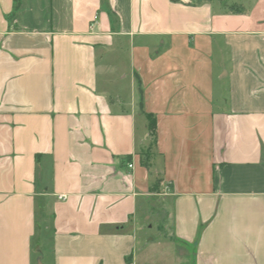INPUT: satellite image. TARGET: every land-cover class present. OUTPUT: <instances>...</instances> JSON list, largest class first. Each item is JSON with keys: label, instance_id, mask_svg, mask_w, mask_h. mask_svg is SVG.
Wrapping results in <instances>:
<instances>
[{"label": "crops", "instance_id": "0c3cea01", "mask_svg": "<svg viewBox=\"0 0 264 264\" xmlns=\"http://www.w3.org/2000/svg\"><path fill=\"white\" fill-rule=\"evenodd\" d=\"M37 258L264 264V0H0V264Z\"/></svg>", "mask_w": 264, "mask_h": 264}, {"label": "trees", "instance_id": "16d2710c", "mask_svg": "<svg viewBox=\"0 0 264 264\" xmlns=\"http://www.w3.org/2000/svg\"><path fill=\"white\" fill-rule=\"evenodd\" d=\"M148 119L147 129H148V135L150 136L151 140H154L155 138V119L151 114H146ZM150 156V155H149ZM141 163L145 166H148V160H142ZM157 189V185L155 182L151 184L149 187L150 191H155Z\"/></svg>", "mask_w": 264, "mask_h": 264}, {"label": "rangeland", "instance_id": "374dc122", "mask_svg": "<svg viewBox=\"0 0 264 264\" xmlns=\"http://www.w3.org/2000/svg\"><path fill=\"white\" fill-rule=\"evenodd\" d=\"M149 149L148 148H146V149H142L141 151H140V157H141V159L142 160H148L149 159ZM155 184L156 185H158L159 184V180L157 179L156 181H155ZM158 190V186H157V189L155 190V191H157ZM149 221V220H148ZM144 223V222H143ZM147 224H150V222H146ZM147 232H148V237H153V236H155L156 234V232H155V228L154 227H152V228H150V229H145ZM141 238H140V240H142V238H143V234H141ZM152 244V243H151ZM155 244V243H154ZM170 258V256L168 255V259Z\"/></svg>", "mask_w": 264, "mask_h": 264}, {"label": "water", "instance_id": "95a60500", "mask_svg": "<svg viewBox=\"0 0 264 264\" xmlns=\"http://www.w3.org/2000/svg\"><path fill=\"white\" fill-rule=\"evenodd\" d=\"M36 264H41V260H40V258H37V260H36Z\"/></svg>", "mask_w": 264, "mask_h": 264}, {"label": "built area", "instance_id": "2783aa9c", "mask_svg": "<svg viewBox=\"0 0 264 264\" xmlns=\"http://www.w3.org/2000/svg\"><path fill=\"white\" fill-rule=\"evenodd\" d=\"M129 166H131V164H129Z\"/></svg>", "mask_w": 264, "mask_h": 264}]
</instances>
